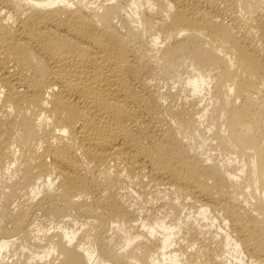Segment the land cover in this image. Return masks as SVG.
<instances>
[{
  "label": "bare ground",
  "instance_id": "bare-ground-1",
  "mask_svg": "<svg viewBox=\"0 0 264 264\" xmlns=\"http://www.w3.org/2000/svg\"><path fill=\"white\" fill-rule=\"evenodd\" d=\"M0 264H264V0H0Z\"/></svg>",
  "mask_w": 264,
  "mask_h": 264
}]
</instances>
